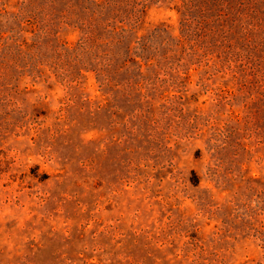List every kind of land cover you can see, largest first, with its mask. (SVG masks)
I'll return each mask as SVG.
<instances>
[{
    "label": "rangeland",
    "instance_id": "1",
    "mask_svg": "<svg viewBox=\"0 0 264 264\" xmlns=\"http://www.w3.org/2000/svg\"><path fill=\"white\" fill-rule=\"evenodd\" d=\"M179 21L149 3L137 36ZM50 43L0 47V264H264L258 80L216 47L107 93Z\"/></svg>",
    "mask_w": 264,
    "mask_h": 264
},
{
    "label": "trees",
    "instance_id": "2",
    "mask_svg": "<svg viewBox=\"0 0 264 264\" xmlns=\"http://www.w3.org/2000/svg\"><path fill=\"white\" fill-rule=\"evenodd\" d=\"M153 2L167 4L180 16L178 36L162 27L137 36L146 7ZM0 7V47L10 49L11 41L16 50L24 49L36 60L54 38L58 45L53 53L90 65L107 93L135 78L147 80L146 72L172 69L217 47L220 56L258 80L264 96V0H21L13 13L0 0ZM7 24L30 28L31 43L15 35L4 37ZM59 26L78 31L74 46L56 40ZM158 73L151 78H159Z\"/></svg>",
    "mask_w": 264,
    "mask_h": 264
}]
</instances>
